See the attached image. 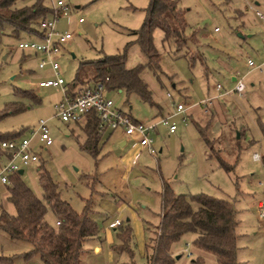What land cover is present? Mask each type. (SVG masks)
Masks as SVG:
<instances>
[{
	"label": "rangeland",
	"instance_id": "374dc122",
	"mask_svg": "<svg viewBox=\"0 0 264 264\" xmlns=\"http://www.w3.org/2000/svg\"><path fill=\"white\" fill-rule=\"evenodd\" d=\"M56 1L44 0L49 6ZM62 1L67 10L57 17L55 26L59 32L72 34L62 44L57 57L65 85L75 79L82 61L96 60L103 55L125 53L126 68L148 62L147 54L130 32L140 29L150 0ZM177 2L187 24L184 33L189 38L188 44L177 48L174 41L163 39L162 30L154 29L153 45L160 56L158 68L146 66L141 72L156 105L125 90L108 91L106 95L117 108L143 122L153 119L158 111L164 116L174 113L178 102L191 109L157 125L153 133L157 153L142 152L137 164L129 169L131 175L126 177L121 174L128 149L120 148L117 132L107 141L104 137L96 157L82 150L83 122L66 123L55 116L56 104L63 95L61 88L38 87L40 80L53 79L54 72L49 66L40 69L39 58L34 53L18 48L21 38L33 37L25 34L16 37L9 26L0 27V112L9 102L18 101L23 105L22 111L0 118V133L29 136L38 121L46 119L53 139L47 149L34 147L39 162L24 167V181L42 198L38 169L43 164L60 184L62 196L76 210L82 208L83 198L91 195L94 217L104 238L103 230L107 229L104 215L109 213L110 219H122L118 206L96 192H117L125 200L124 212L133 210L144 226L141 245L133 232L129 246L132 256L127 251L116 250L114 258L106 261L104 252L94 255L93 243L86 241L81 264H146L144 245L159 223V192L163 182L170 184L176 194L205 193L228 199L237 220L238 264H264V164L261 161L264 155V0ZM48 18L53 19V15ZM192 38L196 41H191ZM248 59L256 66L261 65V69L249 67ZM90 71L89 67L83 68L81 75L89 77ZM232 74L242 77L244 90L221 95L233 87ZM217 84L222 86L220 91L216 90ZM16 90L33 91L35 98L18 95ZM207 99L213 102L203 106L201 102ZM171 122L177 126L172 134L168 133ZM200 128L214 149H219L234 165L231 172L224 171L209 156ZM238 146H241L239 150ZM254 153L260 155L259 160L253 159ZM258 202L263 203L261 209ZM0 205L10 213L15 212L14 206L6 201L5 187L0 188ZM45 218L55 225V216L50 210ZM113 236L111 240L109 237L104 240L107 249L119 246ZM192 239L193 234L187 233L173 244L172 251L178 257L172 264H189L198 255L191 245ZM28 249L27 243L11 239L0 231V264H43L37 256L24 259L23 253ZM201 255L203 264H217L213 254Z\"/></svg>",
	"mask_w": 264,
	"mask_h": 264
},
{
	"label": "trees",
	"instance_id": "16d2710c",
	"mask_svg": "<svg viewBox=\"0 0 264 264\" xmlns=\"http://www.w3.org/2000/svg\"><path fill=\"white\" fill-rule=\"evenodd\" d=\"M28 1L30 0H0V27L9 26L11 34L16 37L25 34L34 38L40 35L38 27L42 19L48 18L50 14L56 17L62 14L47 5L44 0H31L27 3ZM186 25L177 0H150L140 29L130 32L136 36L140 48L147 54L148 62L126 68L125 53L82 61L75 79L67 85V90L73 94L83 86L102 82L106 92L125 90L127 93L137 94L142 101L150 105H156L141 77L144 67L158 68L160 56L153 45L152 32L156 28L162 30L163 39L174 41L176 47L180 48L189 42L184 33ZM191 41L196 39L192 38ZM88 67L91 70L90 76L83 77L81 71ZM15 93L35 98L33 91L16 90ZM36 101L39 100L36 98ZM22 110V103L9 102L0 112V118ZM82 129L85 139L80 148L96 157L104 131L99 128L94 113L83 119ZM262 133L264 134V127ZM200 134L208 147L209 156L215 158L224 171L231 172L234 165L221 155L219 149H214L201 128ZM18 135L19 133H0V141L17 138ZM240 147L238 146L237 150ZM5 157L6 152L0 149V164ZM261 161L264 164V155L261 156ZM22 174L14 172L4 186L6 201L14 206L15 212L10 213L0 205V231L11 239L29 245V249L23 253L24 259L37 256L43 264H79L83 242L99 231L94 217L92 196L83 198L82 208L76 210L62 196L60 184L52 178L43 164L38 169L42 198L35 195ZM93 179L95 181L96 177ZM91 188L94 190L93 186ZM160 200V220L146 243V264H172L176 258L172 246L187 233L194 235L191 245L198 252L189 264H203L201 253L204 252L213 254L217 264H238L235 234L237 220L234 207L228 199L205 193L176 194L170 184L163 182ZM193 204L196 205L195 208ZM48 210L55 216V225L45 218ZM117 230L120 243L114 249L126 250L132 256L129 248L131 227L121 221Z\"/></svg>",
	"mask_w": 264,
	"mask_h": 264
},
{
	"label": "built area",
	"instance_id": "2783aa9c",
	"mask_svg": "<svg viewBox=\"0 0 264 264\" xmlns=\"http://www.w3.org/2000/svg\"><path fill=\"white\" fill-rule=\"evenodd\" d=\"M52 7L56 11L64 13L67 8L62 0H57ZM258 15L262 16L259 12ZM53 19L45 18L40 21L39 31L40 35L33 39H21L18 43V48L22 51H28L35 55H40L38 59V67L44 69L49 66L54 72L53 79L40 80L38 87H60L62 91V99L56 104L55 116L59 120L69 123L82 121L85 117L94 113L98 119L99 128L102 131L120 129L123 134L136 142L140 147L144 148L150 155L157 153L154 147L153 133L157 129V125L161 122L169 121L175 114H185L190 106L182 102L175 104V112L162 117L154 122H142L134 119L128 112H125L116 107L114 101L106 95V90L102 82L91 83L81 87L75 93L71 94L67 90V85L60 76L59 65L57 57L60 54L62 44L66 43L72 38V34L68 32H59L56 29L55 21ZM218 30V28H215ZM250 67H259L254 64L251 59L247 60ZM244 83L242 78H236L234 86L231 90L225 91L223 94L230 92L241 93L244 90ZM217 90H221L220 84L216 85ZM169 98H172L170 93H167ZM210 104L211 99L201 102V104ZM184 119V117H183ZM185 120V119H184ZM177 129L174 122L168 126V132L172 133ZM53 139L47 125L46 119H40L37 126L31 130L29 136L17 137L9 140L0 141V149L6 152L5 160L0 164V184L5 186L8 183L9 176L25 166L38 163L39 155L35 152L34 147L38 146L40 149H46L51 146ZM255 160H259L258 153L253 154ZM262 202L258 203V208H262ZM261 217L262 214L260 213ZM58 223V222H57ZM121 224L118 218L113 220L109 226L117 227Z\"/></svg>",
	"mask_w": 264,
	"mask_h": 264
},
{
	"label": "crops",
	"instance_id": "0c3cea01",
	"mask_svg": "<svg viewBox=\"0 0 264 264\" xmlns=\"http://www.w3.org/2000/svg\"><path fill=\"white\" fill-rule=\"evenodd\" d=\"M258 12V11H257ZM260 13V12H259ZM258 15V14H257ZM260 16V15H258ZM260 17H263V16H260ZM215 31H218V30H215ZM37 58H40L41 56L40 55H36ZM259 67H254V68H258V69H261V65H257ZM250 67V66H249ZM236 78H242V77H239L237 74H232L231 75V80L235 83V79ZM234 86V85H233ZM233 88V87H232ZM231 88V89H232ZM229 89V90H231ZM217 90V89H216ZM217 91H220V90H217ZM231 93V92H230ZM228 93V94H230ZM221 95H226V94H223L221 93ZM213 102V100L211 99V103ZM203 105V104H202ZM204 106V105H203ZM205 106H207V104H205ZM191 109V106L190 108L187 110V112ZM159 113L156 114L153 119H151L150 121H146V122H154V121H158L160 120L162 117H165L167 115H162L161 111H158ZM186 112V113H187ZM129 113V112H128ZM130 114V113H129ZM170 115V114H169ZM132 116V115H131ZM133 117V116H132ZM134 118V117H133ZM159 118V119H158ZM136 119V118H134ZM137 120V119H136ZM140 121V120H138ZM83 122V120H82ZM143 122V121H142ZM176 131V130H175ZM174 131V132H175ZM117 132L118 136H117V142L119 143V146L122 150H125V149H128V152H126V156L128 157V159L126 160V164H125V168L121 174V176L123 177H126V176H129L131 174L129 169L132 165L134 164H137V160H138V157H140L141 153L142 152H146V150L142 147H140L136 142H134L133 140L127 138L123 132L121 130H107L103 133V136H102V139L101 141L104 139V137L106 136V141L108 139H110L113 134H115ZM172 132V133H174ZM170 133V132H168ZM170 133V134H172ZM154 139V138H153ZM101 143V142H100ZM47 149V148H46ZM162 149L160 148L159 151H161ZM132 154V156H131ZM260 156V155H259ZM254 159V158H253ZM5 158L2 160L4 161ZM255 160V159H254ZM24 172V170H23ZM129 172V173H128ZM4 187L3 185L0 184V188ZM162 187V186H161ZM161 191V190H160ZM97 194H102L103 196L107 197L110 201H112L115 205L118 206V209H117V212H119V216L120 218L122 219L121 221L123 223H127L129 224V226L131 227V230H132V235H133V232H135V234L137 235V240L138 242L141 243L143 242L144 238H143V229H144V226L142 224V222L137 218L135 212L133 210H128L127 212H124V208H125V203H124V199H122L120 196H118V193L117 192H111V193H105V192H96ZM159 197H160V192H159ZM161 202V200H160ZM259 203V202H258ZM263 204V203H262ZM116 210V209H115ZM109 213L105 214L103 219L105 221H107V229L105 228L103 230L104 234L106 235L105 238L109 237V239L111 240L114 236L113 234H115V238L117 239V241L120 243V240L117 236V233H118V230H117V227H110L109 224L117 219H110L108 217ZM123 216V217H122ZM119 219V218H118ZM120 220V219H119ZM159 220H160V214H159ZM132 225V226H131ZM111 233H110V232ZM105 238L102 236L100 230L98 231V233L92 237H89L87 238L83 244L86 242V241H89L91 243H93L92 245V249H91V252L94 254V255H99L100 253L104 252V255H105V258H106V261H109L110 259L114 258V253H115V245H113L112 249H107L106 248V241ZM193 238H194V235H193ZM100 244V245H99ZM129 245H130V242H129ZM144 250H145V253H146V244L144 245ZM126 251V250H125ZM89 252V251H88ZM121 252V251H120ZM128 252V251H127ZM130 252V251H129ZM83 253H86V251L83 250L82 254H81V257L83 255ZM81 257H80V263L81 264Z\"/></svg>",
	"mask_w": 264,
	"mask_h": 264
},
{
	"label": "water",
	"instance_id": "95a60500",
	"mask_svg": "<svg viewBox=\"0 0 264 264\" xmlns=\"http://www.w3.org/2000/svg\"><path fill=\"white\" fill-rule=\"evenodd\" d=\"M18 172H19V174H22V173H23V169H19ZM177 257H178V256H176V258H177Z\"/></svg>",
	"mask_w": 264,
	"mask_h": 264
}]
</instances>
